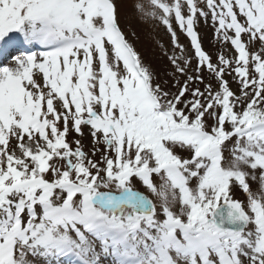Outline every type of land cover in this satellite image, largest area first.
<instances>
[{"label":"snow or ice","instance_id":"obj_1","mask_svg":"<svg viewBox=\"0 0 264 264\" xmlns=\"http://www.w3.org/2000/svg\"><path fill=\"white\" fill-rule=\"evenodd\" d=\"M122 3L0 0V264H264V0Z\"/></svg>","mask_w":264,"mask_h":264},{"label":"rangeland","instance_id":"obj_2","mask_svg":"<svg viewBox=\"0 0 264 264\" xmlns=\"http://www.w3.org/2000/svg\"><path fill=\"white\" fill-rule=\"evenodd\" d=\"M137 5L143 6L145 12H149V0H123L121 6V23L129 33V40L134 44L136 50L142 55L147 63H151L159 71L171 68L168 57L164 55L167 51L171 55L170 38L165 34L163 26L156 19L138 10ZM201 31H204L201 29ZM212 31L208 29L204 36L205 48H211ZM187 41L183 38L181 43Z\"/></svg>","mask_w":264,"mask_h":264}]
</instances>
